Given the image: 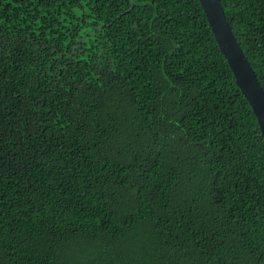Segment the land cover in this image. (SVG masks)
<instances>
[{
  "label": "trees",
  "instance_id": "16d2710c",
  "mask_svg": "<svg viewBox=\"0 0 264 264\" xmlns=\"http://www.w3.org/2000/svg\"><path fill=\"white\" fill-rule=\"evenodd\" d=\"M218 1L264 91V0ZM0 264H264V141L198 0H0Z\"/></svg>",
  "mask_w": 264,
  "mask_h": 264
},
{
  "label": "water",
  "instance_id": "95a60500",
  "mask_svg": "<svg viewBox=\"0 0 264 264\" xmlns=\"http://www.w3.org/2000/svg\"><path fill=\"white\" fill-rule=\"evenodd\" d=\"M198 1L213 37L232 72L235 84L248 102L257 120L264 141V91L233 36L219 1Z\"/></svg>",
  "mask_w": 264,
  "mask_h": 264
}]
</instances>
